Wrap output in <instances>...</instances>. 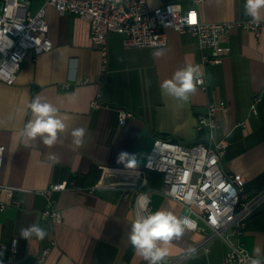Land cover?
<instances>
[{
	"label": "crops",
	"instance_id": "1",
	"mask_svg": "<svg viewBox=\"0 0 264 264\" xmlns=\"http://www.w3.org/2000/svg\"><path fill=\"white\" fill-rule=\"evenodd\" d=\"M167 2L183 9L194 7L204 22L248 16L245 0H146L148 8ZM41 6L52 48L39 54L28 51L15 80H0V144L4 145L0 183L18 188L13 195L18 204L7 203L0 210V244L8 246L15 240V264H146L127 239L135 214L132 197H124L121 187L144 182L149 187L150 211L188 214L160 191V174L158 180L150 176L148 181L153 170L145 169L143 162L156 136L182 143L202 138L195 130L196 116L211 101L227 105V110L217 113L219 125L214 130L216 138L228 140L221 168L225 173H242L244 194L252 199L241 244L249 258L264 264V97L258 112L250 113L252 94L264 88V30L257 39L249 30L234 28L230 52L220 62L202 67L207 89L197 85L188 100L181 101L163 95L160 85L185 65H199L201 54L209 53L199 49L195 36L168 27L165 46L124 47L121 35L109 32L102 71L99 48L89 40L88 21L60 14L42 0H30L28 9L34 13ZM159 49L165 54L156 58L153 53ZM37 96L69 116L67 130L51 148L39 140L26 143L20 135L31 119L27 105ZM118 108L133 116L119 123ZM75 128L86 132L80 147L72 143ZM121 151L136 153L139 167L125 170L117 164ZM61 181L68 182L67 187L53 194L61 221L41 220L39 212L45 204L41 189ZM145 184L142 188L147 189ZM0 202H10L1 189ZM33 223L47 230L43 240L21 237L20 230ZM198 224L202 229L186 231L168 246V264L223 262L227 241L221 237L207 241L209 228ZM8 257V250L1 251L0 264H12Z\"/></svg>",
	"mask_w": 264,
	"mask_h": 264
},
{
	"label": "built area",
	"instance_id": "2",
	"mask_svg": "<svg viewBox=\"0 0 264 264\" xmlns=\"http://www.w3.org/2000/svg\"><path fill=\"white\" fill-rule=\"evenodd\" d=\"M30 0H0V80L11 83L15 80L22 59L28 51L39 54L52 48L48 36V24L44 18V8L34 13L28 9ZM52 5L60 14H75L89 23V40L99 48L101 70L107 63V34L116 32L122 37L124 47H159L168 42L166 29L172 27L178 32L187 31L198 40L202 53L198 64L204 67L218 63L229 51V36L234 28L252 32L260 39L264 30V17L256 22L249 16L232 21L204 22L193 7L183 9L178 3L161 4L148 8L146 0H42ZM200 1V0H195ZM204 71V70H203ZM205 73V72H204ZM206 90L205 74L203 83L198 84ZM264 97V88L251 96L250 113L256 114ZM227 110V105L211 101L206 109L196 116L195 130L203 134L199 140L182 143L169 138L154 137L143 162L145 169L161 174L160 191L174 201H178L188 214L179 213L178 217H188L195 223V230L202 229L203 222L210 230L205 239L216 237L228 243L227 254L221 264H244L249 253L241 244L246 227L251 198L244 194L245 176L242 173H225L221 168L222 155L228 140L216 138L214 130L219 125L218 112ZM133 114L122 108L117 109L119 123ZM244 125V123H242ZM4 145L0 144V172ZM144 182L121 187L126 198L132 197L134 214L140 211L138 199L148 197L149 187L142 188ZM68 182L51 183L41 189L45 199L39 218L60 222L61 213L55 206L54 192L63 190ZM0 189L10 198V202H0V210L7 203L18 204L13 197L18 188L0 183ZM149 198V197H148ZM15 240L6 246L0 244V252L9 251L8 261L16 251ZM165 264V263H164Z\"/></svg>",
	"mask_w": 264,
	"mask_h": 264
},
{
	"label": "clouds",
	"instance_id": "3",
	"mask_svg": "<svg viewBox=\"0 0 264 264\" xmlns=\"http://www.w3.org/2000/svg\"><path fill=\"white\" fill-rule=\"evenodd\" d=\"M261 10H264V0H245L244 11L253 20L261 19ZM164 49L153 53L154 57L164 55ZM204 71L201 65L187 64L176 70L170 79L164 80L160 89L163 95L186 101L189 95L194 93L198 84L203 83ZM31 119L21 130V137L26 143L39 140L43 145L51 148L55 146L60 134L67 130V114H61L59 109L52 103L42 101L39 96L33 98L27 105ZM86 135L84 128H75L71 132L72 143L80 147L84 143ZM116 163L122 165L125 170H135L139 167L136 153L121 151L117 155ZM151 201L142 195L138 199L140 211L136 214L131 224L127 239L135 254L143 259L146 264H164L170 255L169 245L183 237L186 231L195 228V223L188 217H178L170 209H158L150 211ZM22 238L27 240L33 236L43 240L48 232L38 223H33L27 228L20 230ZM195 253V249H189ZM259 252V249H257ZM248 264H262L259 258H246Z\"/></svg>",
	"mask_w": 264,
	"mask_h": 264
},
{
	"label": "trees",
	"instance_id": "4",
	"mask_svg": "<svg viewBox=\"0 0 264 264\" xmlns=\"http://www.w3.org/2000/svg\"><path fill=\"white\" fill-rule=\"evenodd\" d=\"M157 174H160V173L158 172L155 174V173H153V171H149L147 174L148 181L151 182L152 177H153V179L155 178L156 180H158L159 176ZM150 176H152V177H150ZM160 177H161V174H160Z\"/></svg>",
	"mask_w": 264,
	"mask_h": 264
},
{
	"label": "water",
	"instance_id": "5",
	"mask_svg": "<svg viewBox=\"0 0 264 264\" xmlns=\"http://www.w3.org/2000/svg\"><path fill=\"white\" fill-rule=\"evenodd\" d=\"M165 264H168L166 261L164 262Z\"/></svg>",
	"mask_w": 264,
	"mask_h": 264
}]
</instances>
